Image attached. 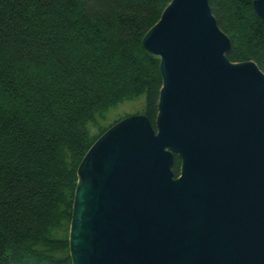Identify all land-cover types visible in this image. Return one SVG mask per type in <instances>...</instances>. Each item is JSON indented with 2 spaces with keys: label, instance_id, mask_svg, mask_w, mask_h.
Instances as JSON below:
<instances>
[{
  "label": "water",
  "instance_id": "1",
  "mask_svg": "<svg viewBox=\"0 0 264 264\" xmlns=\"http://www.w3.org/2000/svg\"><path fill=\"white\" fill-rule=\"evenodd\" d=\"M142 44L160 59L155 126L129 115L83 157L72 264H264V72L228 58L209 0H171Z\"/></svg>",
  "mask_w": 264,
  "mask_h": 264
},
{
  "label": "trees",
  "instance_id": "2",
  "mask_svg": "<svg viewBox=\"0 0 264 264\" xmlns=\"http://www.w3.org/2000/svg\"><path fill=\"white\" fill-rule=\"evenodd\" d=\"M170 1L0 0V264H72L77 169L120 119L102 121L144 98L155 126L160 59L142 38ZM209 1L228 58L264 72L254 0ZM180 166L176 156V176Z\"/></svg>",
  "mask_w": 264,
  "mask_h": 264
},
{
  "label": "rangeland",
  "instance_id": "3",
  "mask_svg": "<svg viewBox=\"0 0 264 264\" xmlns=\"http://www.w3.org/2000/svg\"><path fill=\"white\" fill-rule=\"evenodd\" d=\"M145 105L144 98L124 102L122 104H119L115 108L111 109L107 113L106 120L102 121L103 124H111L114 121L121 120L122 118H125V116L132 115V114H142V110ZM119 120V121H120ZM91 129L96 130L91 127ZM70 231V229H69Z\"/></svg>",
  "mask_w": 264,
  "mask_h": 264
}]
</instances>
